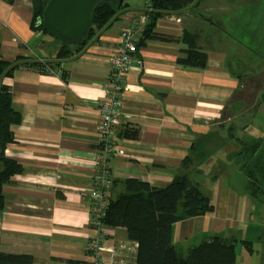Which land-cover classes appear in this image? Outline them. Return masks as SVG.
Returning a JSON list of instances; mask_svg holds the SVG:
<instances>
[{"label":"crops","instance_id":"1","mask_svg":"<svg viewBox=\"0 0 264 264\" xmlns=\"http://www.w3.org/2000/svg\"><path fill=\"white\" fill-rule=\"evenodd\" d=\"M245 2L201 0L194 12L159 18L154 32L172 37L170 42L147 39L141 45V29L121 96L117 146L122 155L109 162L108 199L123 193L128 179L165 187L179 172L191 145L208 135L203 148L212 152L193 159L191 177L201 183L209 175L205 168L217 171L205 182L213 210L172 225V242L186 253L204 236L243 239L248 226L264 215V205L243 192L244 181L228 159L232 143L224 132L231 119L221 121L223 111L233 112L231 98L239 88L229 59L240 36L233 30L239 29ZM123 3L128 11L109 27L96 30L82 51L58 59L53 39L30 28L31 0H0L3 59L20 56L52 64L49 74L18 70L3 80L12 93V108L20 115L5 155L15 159L22 171L2 187L0 253L28 256L31 264H93L86 247L96 231L89 226L87 194L98 141L100 86L118 50L119 28L140 16L147 0ZM186 33L206 55L204 69L177 64L190 43L184 40ZM261 95L264 100V92ZM104 231V264L121 257L135 264L136 243L127 238L126 230L105 226ZM124 245L135 248L129 253L120 249Z\"/></svg>","mask_w":264,"mask_h":264},{"label":"trees","instance_id":"2","mask_svg":"<svg viewBox=\"0 0 264 264\" xmlns=\"http://www.w3.org/2000/svg\"><path fill=\"white\" fill-rule=\"evenodd\" d=\"M200 1L147 0L145 9L140 10L141 15L146 18V23L142 28L139 43L142 45L147 39L173 41L172 37L158 35L154 32L156 21L163 16L175 15L189 10L194 12ZM47 2L48 0H31L33 15L30 28L34 32H39L53 39L58 46L56 52L58 59L73 56L82 51L96 30L109 27L121 14L128 11L123 0H109L95 4L91 12L90 28L84 41L80 44H71L52 36L45 28L42 22V14ZM239 21L241 23L240 26L237 25L239 29H234L233 34L236 32L245 33L242 27V19L240 18ZM247 34L249 35V32ZM186 36L187 33L183 36L184 40L187 39L190 43L185 51L180 52L176 60L177 64L185 68L204 69L206 67V55L195 48L194 36ZM253 54L255 60L264 62V57L258 56L261 55L260 52L251 53V55ZM230 61L229 64L233 69L241 62H234L232 58ZM51 65V62L48 61H37L20 56L12 61H6L1 55L0 44V209L4 204L3 185L9 183L13 176L22 171L15 159L5 155L7 145L14 142L12 128L19 124L20 115L12 108V93L10 88L3 83V80L12 77L14 72L18 70H34L42 74H49L52 72ZM254 68L255 73L252 74L244 71L240 74L233 70L240 82L238 90L231 98V103H233L234 109L240 112L239 115L248 102L246 95L249 92L247 89L249 87L248 82H254L255 77L258 78L259 74L264 72V67L261 64ZM261 71L263 72L261 73ZM247 79L254 80L248 81ZM261 80L264 82L263 78ZM260 99V102L264 103L262 95H260ZM227 114L229 112L223 111L221 121L227 123ZM242 119H244L243 116ZM229 122L231 120L228 119L227 141L235 143L237 150L230 153L228 159L233 161L238 174L244 181L243 192L252 202L264 204V135L243 140L236 135L234 125L229 124ZM247 125L248 123L239 129L245 130L248 128ZM207 137L208 135H201L196 139L189 148V153L182 160L179 172L165 187L156 188L145 181L128 179L123 182V193L108 199V207L102 223L110 228L121 227L126 230L127 238L136 243L135 264L236 263L235 245L237 239L235 237L204 236V239L189 248L186 254H182L172 242L173 224L204 216L213 210L209 197L202 194L198 184L191 178V173L195 169L193 159H202L206 156L203 144ZM246 243L245 240H242V244ZM245 247L249 249V247ZM31 262L32 259L28 256L0 253V264H31Z\"/></svg>","mask_w":264,"mask_h":264},{"label":"built area","instance_id":"3","mask_svg":"<svg viewBox=\"0 0 264 264\" xmlns=\"http://www.w3.org/2000/svg\"><path fill=\"white\" fill-rule=\"evenodd\" d=\"M147 6V3H146ZM146 23L143 15L135 16L119 28L118 50L110 59V74L101 84V97L98 101L100 121L97 126V147L93 152V172L90 190L87 194L89 226L96 235L87 243V252L93 264H104L101 252L105 247V225L102 219L108 207L107 192L112 188L109 162L113 157L121 156L117 146V126L122 111V93L125 89L126 75L133 68L134 55L137 52V34ZM134 246H121L122 251L131 252ZM110 264H131L121 257Z\"/></svg>","mask_w":264,"mask_h":264},{"label":"rangeland","instance_id":"4","mask_svg":"<svg viewBox=\"0 0 264 264\" xmlns=\"http://www.w3.org/2000/svg\"><path fill=\"white\" fill-rule=\"evenodd\" d=\"M250 1H252L253 3H249V1L247 0V2H245L243 6L244 13L241 16V19L242 27L245 33H238L240 34V36L239 39L235 40L236 45L233 51L235 57L232 58L234 62L241 61L240 65H236L234 67V70L240 74L243 71L249 74L255 73L254 67L258 66L259 64L264 67V62L255 60V55H251V53L253 52H260L261 55L258 56H260V58L264 57V0H256L257 2H254V0ZM230 7L231 6H229V8ZM248 32L249 35L247 34ZM238 43H241L242 45L239 46L237 45ZM262 72L263 71H261V73ZM261 78L264 79V72L261 75L259 74L258 78L255 77L254 82H248L249 87L247 89L249 92L246 93L248 102L246 105H244L245 107L241 111V114L239 115L240 112H237L236 109H234L235 107L233 108V112L231 114H227V118L231 119V122H229V124L234 125L236 129V135H238V137L243 140H248L250 137L257 138L260 135H264V103L260 102V95L264 92V82L263 80H261ZM256 79H258L259 81ZM247 80L250 81L254 79ZM242 116L244 117V119L241 120ZM247 123L248 128H245V130H247L243 133L242 128H239ZM226 131L224 132V136L226 134ZM221 143L218 142L217 145H220ZM227 148L228 152L231 149L230 153L237 150V146L235 143H232V146L229 144ZM204 149L205 154H211V148ZM204 170L206 175L207 173H209V175L204 178V182L199 183L198 180L194 179L193 177L191 178L199 184V189L202 194L208 196V189L206 188H208L209 186H207L205 182L207 181V179L209 180V178L217 176V171L209 168H205ZM259 208L261 209L262 207L260 206ZM255 223L256 224L254 225L248 226L247 230H245L246 234L243 239L236 238L237 243L235 245V252L237 259L235 264H264V215L260 220H256ZM242 240H245L247 243L242 244ZM199 242L194 243L193 246L195 244H198ZM245 246L249 247V249H247ZM185 253L186 251L182 252V254ZM249 256L251 257V259Z\"/></svg>","mask_w":264,"mask_h":264},{"label":"water","instance_id":"5","mask_svg":"<svg viewBox=\"0 0 264 264\" xmlns=\"http://www.w3.org/2000/svg\"><path fill=\"white\" fill-rule=\"evenodd\" d=\"M109 0H48L42 22L59 40L80 44L88 34L91 12L95 4Z\"/></svg>","mask_w":264,"mask_h":264}]
</instances>
